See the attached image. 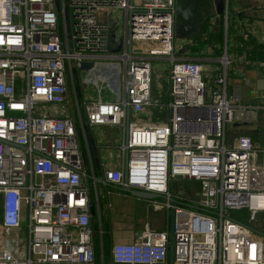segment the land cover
Instances as JSON below:
<instances>
[{"label":"built area","instance_id":"1","mask_svg":"<svg viewBox=\"0 0 264 264\" xmlns=\"http://www.w3.org/2000/svg\"><path fill=\"white\" fill-rule=\"evenodd\" d=\"M115 10L126 13L122 32ZM176 13V0H0V264H97L79 123L125 127L128 107L167 115L129 122L122 164L104 183L166 199L150 201L174 209V255L170 233L147 225L112 245L109 264H264V236L250 224L264 212V147L248 135L228 143V125L259 120L263 98L230 95L227 52L209 79L199 61L177 59ZM155 57L171 62L168 101L153 98ZM101 60L112 62L99 64V94L111 70L123 71L124 96L81 101L82 64ZM179 178L199 185L195 207L172 192Z\"/></svg>","mask_w":264,"mask_h":264},{"label":"crops","instance_id":"2","mask_svg":"<svg viewBox=\"0 0 264 264\" xmlns=\"http://www.w3.org/2000/svg\"><path fill=\"white\" fill-rule=\"evenodd\" d=\"M184 2L186 4L187 0H184ZM203 2L205 3L204 7L197 10L198 15L191 22L195 27L194 29H176L182 21L181 15H176L174 39V54L176 58L199 61L204 65L205 79H209L215 74L217 69L221 68L220 57L227 52L233 60L231 67L228 69V87L231 96L240 101L264 98V58H262V56L264 57V18L249 16L250 12L264 11V0H224L225 9L221 13L218 11L214 0H203ZM255 44L260 46L256 48L254 46ZM156 59L170 62L167 57H155L153 60ZM170 67L165 73L168 77L166 89L163 91V87L160 88V91L162 90L161 92H165V95L161 97L160 101L169 100ZM217 73H219V70H217ZM153 98H159V95L156 96L154 90ZM71 109L73 110H70V113L78 118V110L76 113L74 112V108ZM166 115V110L159 109L149 110L146 114L141 115H136L134 112H131L129 122L144 120L157 123L162 121ZM127 125L125 127L121 126L125 132L123 141L127 137ZM244 125L246 126L248 124ZM250 126L243 129L241 135L250 136L256 145L261 146L264 141V122L258 123L254 127L252 125ZM103 127L119 126L103 125L90 127L85 123L86 130L83 131L82 125L79 123V134L81 136V146L85 158L87 183L91 187L92 202H95L99 206L97 209L99 230H101L100 218L103 216L105 222L110 221L112 225V241L113 237L117 238L120 236L122 240L118 243L134 242L137 235L144 231L147 225L152 229L155 225L153 226L152 222H147L143 228L136 229V212H131L133 208L136 209L141 204L140 206L142 208L145 207L148 210L156 209L152 207L150 200L132 197L129 193L116 188L115 186L117 185L114 186L104 183L105 171L111 168H118L122 164L120 146L123 141L119 143L118 154L113 155V149L109 152H103V141L107 138V135L103 131L100 133L97 131L99 129L101 131ZM93 145L96 146L97 155L102 162L100 171H97L95 165ZM119 159H121V162ZM107 163H110L112 166H108ZM96 178H99L102 182H98ZM181 180L186 181L187 179ZM99 184L105 189L103 196L100 195L98 189ZM189 185V188L185 192L180 189L174 190L173 192L181 194L183 202L195 207L199 199V185L194 182ZM92 186L94 187L95 194L92 192ZM107 191H110L111 195H107ZM161 210H165L168 213L167 221L169 223L166 222V225H163L161 229L158 228L157 230H166L169 232L170 211L166 209ZM126 230L132 232V236L128 239L126 236L119 234V231L125 232Z\"/></svg>","mask_w":264,"mask_h":264},{"label":"rangeland","instance_id":"3","mask_svg":"<svg viewBox=\"0 0 264 264\" xmlns=\"http://www.w3.org/2000/svg\"><path fill=\"white\" fill-rule=\"evenodd\" d=\"M249 16H257V18H264V11H258V12H250ZM113 22L116 23L118 25V32L119 30H124L126 27V13L124 10H115L113 13ZM112 61L111 60H101L98 62V65L96 68H92L89 70L83 69L81 70V77H82V81H80L77 77H76V83H77V88H78V94L80 97V100L82 101V96H84V98L86 99H99L102 98L104 100H115L117 97H123L124 96V88H123V82H121L122 77H120L121 72L123 73V71H108V84L106 86H103V93L100 95L98 89L96 88V82L95 79L97 78L98 73H101L100 71V65L104 64V69L109 68L110 63ZM153 66H154V74H153V80H154V84H153V90L156 94V96L159 95V98H154L155 102H158L159 100H161V97H163L165 95V92H161L160 88L163 87V91L166 89V83L168 81V77L165 74L169 67H170V62L169 61H160L158 59L153 60ZM100 64V65H99ZM103 72L106 73V70H104ZM78 73V72H77ZM166 75V76H165ZM87 76H91L93 79V82L89 83L88 82V78L86 79ZM112 78L118 79L119 83L116 84L115 82H112ZM84 84V85H83ZM96 86V87H95ZM161 92V93H160ZM73 87H71L70 89V96L71 98L73 97ZM231 95V92H230ZM262 101H264V98L262 99ZM68 109L70 110V108L68 107ZM74 112L77 113V108H75ZM139 121V120H138ZM144 120L139 121L140 124H144ZM264 122V110L262 112H260V120H257L256 122H251L248 123V125H228V136H229V140L228 143L233 142L232 140L239 137L242 134V130L248 127H251L250 125H252L253 127L256 126L258 123H262ZM99 133L100 132H104L107 135V138L104 139V147H102L103 152H109L111 149H113L114 153L113 155L118 154L119 151V143H121L123 141L124 138V129L123 127L119 126V127H103L100 131L97 130ZM110 146V147H109ZM260 147H264V141L262 142V145ZM93 150H94V154H95V162L99 163L100 158L97 155V149L96 146L93 145ZM119 161L121 162V159H119ZM108 166H112L110 163H107ZM172 192L174 190H182L183 192L186 191L187 188H189V184H193V181L190 180H186V181H182L181 179H174L172 181ZM99 192L100 195L103 196V194L105 193V189L101 186V184H99ZM92 192H94L95 194V190L94 187L92 186ZM158 200L163 201L166 200L164 197H160L158 198ZM141 204H139L137 206V208H133V211L131 212H136V219H135V228L136 229H141L144 227L145 223L147 222H152L153 224V229L157 230L158 228L161 229L163 225H166V222L169 223V221H167L168 218V213L165 210H148L145 207L142 208L140 206ZM132 210V208H131ZM0 217H1V208H0ZM26 219V218H24ZM24 222V221H23ZM251 226L255 229H257L258 231H260L262 234H264V212H260L258 214V217L256 219V221L254 222H250ZM115 234V233H114ZM119 234L122 236H126V238H130L132 236V232H130L129 230L124 231H119ZM264 236V235H263ZM121 237H117L114 238L113 237V241L112 243H118L119 241H121Z\"/></svg>","mask_w":264,"mask_h":264},{"label":"water","instance_id":"4","mask_svg":"<svg viewBox=\"0 0 264 264\" xmlns=\"http://www.w3.org/2000/svg\"><path fill=\"white\" fill-rule=\"evenodd\" d=\"M217 6L218 11L221 13L225 9V3L224 0H214ZM204 2L203 0H187V3L185 4L184 0H177L176 2V9H177V14L181 15V23L179 27L176 29L181 30V29H194V25L191 24L192 20H194L198 13L197 10L201 7H204ZM133 12V11H131ZM176 24V22H175ZM131 30V29H130ZM115 36V35H114ZM123 40L119 41V48L115 49V52H120L121 51V46H122ZM131 43V42H130ZM95 67V62H84L82 64V68L89 70L91 68ZM130 115H131V107H128L127 109V118H128V125H129V120H130ZM127 125V128H128ZM97 171H100L102 168V162L99 161V163L95 162ZM98 182H102L99 178H96ZM109 185H112L108 183ZM115 186V185H114ZM119 190H122L124 192L129 193L132 197L140 198V199H145V200H152V199H158L162 197L161 194L155 193V192H150L142 189H132V188H124L120 186H115ZM91 214L93 217L98 215V206L95 202H91ZM174 223H175V212L174 209L170 211V261H173V248H174ZM264 235V234H263Z\"/></svg>","mask_w":264,"mask_h":264},{"label":"trees","instance_id":"5","mask_svg":"<svg viewBox=\"0 0 264 264\" xmlns=\"http://www.w3.org/2000/svg\"><path fill=\"white\" fill-rule=\"evenodd\" d=\"M254 46L257 48L260 45L255 44ZM262 58L264 57L262 56ZM97 216L93 217V226L95 227L96 230L94 241H95V250L97 256V264H102V258H101L102 251L104 255V264H109L111 260L112 225L110 221L105 222L104 217L101 216V228L103 234L100 235L99 221H98L99 219ZM234 216L235 218L241 219V216L238 214V212H235Z\"/></svg>","mask_w":264,"mask_h":264}]
</instances>
